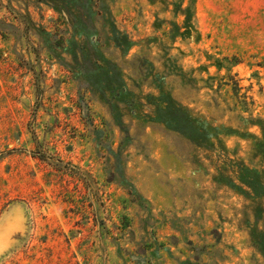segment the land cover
<instances>
[{"label": "rangeland", "instance_id": "rangeland-1", "mask_svg": "<svg viewBox=\"0 0 264 264\" xmlns=\"http://www.w3.org/2000/svg\"><path fill=\"white\" fill-rule=\"evenodd\" d=\"M262 127L264 0H0V264H264Z\"/></svg>", "mask_w": 264, "mask_h": 264}, {"label": "trees", "instance_id": "trees-1", "mask_svg": "<svg viewBox=\"0 0 264 264\" xmlns=\"http://www.w3.org/2000/svg\"><path fill=\"white\" fill-rule=\"evenodd\" d=\"M117 39H121V41L119 42V45H126V48L129 46V40L127 38H124L123 36L121 38H118L117 36ZM167 108L170 109V107L167 106ZM185 110H183V108L180 106L179 109H177V114H172L174 116H171V118L175 119L176 121H179V125H180V122L183 123V116L181 115V113H184ZM187 113V112H186ZM170 125H174V128L175 129H180L182 132L181 133H184V130L179 127V125H175V124H171ZM188 124L186 123V126ZM185 126V127H186ZM193 127V131L196 132V133H199L200 131L197 129L196 126H192ZM263 128V127H262ZM192 129V128H191ZM263 131H264V128H263ZM244 176H243V183L245 185H247L253 192H255V194L258 196V195H264V181L261 180L260 177H258V174L254 175L253 173H251L250 171L248 170H245L244 172Z\"/></svg>", "mask_w": 264, "mask_h": 264}]
</instances>
